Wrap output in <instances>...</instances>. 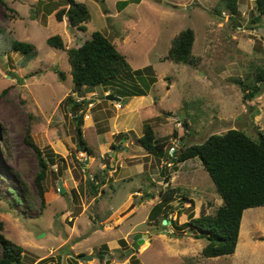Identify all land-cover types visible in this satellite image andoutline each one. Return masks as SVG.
Listing matches in <instances>:
<instances>
[{
    "label": "rangeland",
    "instance_id": "obj_1",
    "mask_svg": "<svg viewBox=\"0 0 264 264\" xmlns=\"http://www.w3.org/2000/svg\"><path fill=\"white\" fill-rule=\"evenodd\" d=\"M80 1L92 15L85 29L68 21L58 26L52 20L65 0H0V232L24 247L22 264H35L57 247L61 264L72 247L81 255L95 253L93 260H81L84 264H110L108 255L120 264L134 263L133 253L117 259L113 257L117 251L109 246L133 224H138L137 230L158 227L141 222L159 201L168 179L171 187L179 188L168 209L181 229L160 225L168 233L154 231L146 238L135 251L139 264H264V206L244 211L235 253L203 256L207 239L196 238L186 223L192 215L214 214L223 200L201 159L178 163L170 156L230 128L253 138H258L257 130L264 131V118H257L264 109V90L249 100L241 84L243 80L252 85L258 67H264V16L252 21L254 0H239L236 19L220 0H134L125 7L120 5L124 0ZM187 28L196 34L197 66L166 58L174 37ZM97 30L110 38L134 70L150 66L156 76L152 84L144 73L143 78L120 76L111 86L86 89V102L79 110L83 127L100 130V156L77 149L74 115L79 110L66 103L69 95L83 100L73 89L67 49L81 45ZM51 31L66 37L65 49L48 44ZM15 39L37 47V56L25 66L20 63L23 54L12 50ZM139 89L147 94L132 96ZM114 92L119 101L107 99ZM147 121L158 137H170L164 153L149 154L139 143ZM114 122L122 128L113 134ZM28 131L43 156L55 160L44 179L43 210L36 183L39 157L26 140ZM111 143L117 148L108 147ZM142 164L145 169L139 173L137 166ZM17 174L33 194L29 207L12 200L11 190L22 194ZM71 212L74 216L84 212L75 226L68 220ZM91 221L105 224L92 232ZM128 236L131 247L134 234ZM125 248L120 244L118 250ZM101 251L108 252L103 262L96 254Z\"/></svg>",
    "mask_w": 264,
    "mask_h": 264
},
{
    "label": "trees",
    "instance_id": "obj_2",
    "mask_svg": "<svg viewBox=\"0 0 264 264\" xmlns=\"http://www.w3.org/2000/svg\"><path fill=\"white\" fill-rule=\"evenodd\" d=\"M132 1L134 0H124L120 5L125 7ZM220 2L230 12L233 19H236L240 13L239 0H220ZM254 2L256 16L252 18V21L256 22L264 16V0H254ZM64 4L66 5L62 4V6L56 8L52 20L58 26L68 21L72 27L85 29V23L92 16L88 5L80 0H65ZM195 38L196 34L192 28L180 31L174 37L166 58L177 63L182 62L190 66H197L200 58L193 53ZM47 42L50 46L59 49H65L67 46L66 37L58 32L53 33L51 31L47 36ZM12 50L23 54L20 63L24 66L38 54L35 44L17 39L12 43ZM67 56L74 92H77L83 98V102L76 101L72 95L66 98V103L71 106L73 111L81 109L80 106H83V103L86 102V89L98 85L111 86L120 76L133 78L138 75L143 78V74L148 73L150 83L156 81L155 73H152V67L148 66L134 70L126 56L118 50L108 36L99 30L93 32L91 38L81 45L68 48ZM60 74L62 78H65L63 72ZM241 84L246 99L253 100L260 96L264 90V67H258L252 85L244 84L243 80H241ZM146 94L143 89H139L132 96ZM74 118L78 121L75 127L77 149L80 152L100 156V147L97 142L100 130H97L93 125L83 127L84 117L80 110L75 113ZM184 122L187 125V122ZM143 131L138 141L147 153L158 155L167 150L170 137H158L153 124L148 121L144 123ZM257 134L258 138H253L241 129L230 128L224 133L210 135L201 143H194L181 148L180 151L170 153L173 161L178 163L192 158L201 159L223 200V203L214 214L201 213L196 217L192 215L186 223L194 232L196 238L204 237L207 239L208 243L202 250L205 257H219L235 253L244 211L252 207L264 206V131L257 130ZM125 135L121 134L119 136L126 138ZM26 140L39 157L40 170L36 177V183L41 198L40 208L43 210L46 207L44 179L47 177L50 165L55 160L52 157L47 160L43 156L42 150L31 137L29 131ZM110 145L117 148L115 144L111 143L108 147ZM97 177L99 176L97 175ZM17 178L20 182L22 194H19L16 190H11L12 200L19 202L18 204L26 203L29 207L33 201L31 189L19 174H17ZM100 182L103 184L105 180ZM178 189V187H171L169 183L166 189L161 191L160 199L151 208L146 224L160 226L162 221L167 219L171 221V225L176 229H181L177 219L170 217L171 212L168 209L172 199L176 197ZM120 242L126 248L117 251L124 252V250L130 248L126 240L121 239ZM0 248L2 249L0 264H22L24 247L15 243L3 232H0ZM135 251L137 252V250ZM135 251L131 255V258L134 259L132 264H139V259L134 258ZM107 254L108 252L104 251L98 254L101 262L105 260ZM129 256L124 255L120 258L124 260ZM113 257L119 259L116 254ZM48 260L49 257L43 258L38 264L47 263ZM108 261L111 262V259Z\"/></svg>",
    "mask_w": 264,
    "mask_h": 264
},
{
    "label": "crops",
    "instance_id": "obj_3",
    "mask_svg": "<svg viewBox=\"0 0 264 264\" xmlns=\"http://www.w3.org/2000/svg\"><path fill=\"white\" fill-rule=\"evenodd\" d=\"M114 95L115 96H117L115 93H114ZM120 99H118V101H119ZM263 105H264V103H263ZM257 118H264V109H262V112L261 113H259V115L257 116ZM122 125H119V122L118 123H116V122H114L113 123V129L111 130V132L114 134L115 132H118V131H116V130H118V129H121L122 127H121ZM89 155H91V154H89ZM153 155V154H152ZM173 161V160H172ZM138 167V170H139V173H141V172H144V169H145V165L144 164H142V165H138L137 166ZM113 174H110V176H112ZM169 180V179H168ZM168 184L170 183V180L169 181H166ZM130 194H132V193H130ZM129 194V195H130ZM130 197V196H129ZM84 212H82L81 214H79V215H82ZM79 215H76V216H74V213L73 212H71V213H68V220H70V221H72L73 223V226H75V224H77V221H78V219H79ZM118 218V217H117ZM117 218H115V219H117ZM90 219L92 220L93 218L92 217H90ZM114 219V220H115ZM122 222H124V219L122 220ZM122 222H120V224H122ZM145 223L146 222V220H144V221H142L141 223ZM101 224H105L104 223V221H100V224H98L97 222H93V221H91L90 223H88V226L90 227V230L89 231H92V232H96V231H98V229H99V225H101ZM118 225V224H117ZM137 225L138 224H133V226H132V228H131V230H129L127 233H126V235H124L123 237H121L120 239H118V240H113V242H112V244L109 246V249H110V251H117L118 250V248H120V244L121 243H119V240L121 241V239H124V240H126V242L127 243H129V236L128 235H132V234H136V233H138V232H147V229H140V230H137L136 229V227H137ZM105 227V229H111L112 227V225L111 226H109V225H104ZM118 227V226H117ZM241 230H242V223H241V229H240V233H241ZM72 231H74V227L72 228ZM88 235V234H87ZM85 236V234H82V237H84ZM89 238V237H88ZM238 247V246H237ZM58 248H60V247H57V248H53L52 250H50V252L48 253V254H46V255H44L42 258H46L47 256L48 257H50V256H57V259L55 258L54 260H50L49 262H48V264H61V259L59 258V255L56 253V250L58 249ZM73 248V247H72ZM71 248V251L70 252H67V253H64L63 254V256H62V262L64 261V260H66V262H68V264H84V262H82L79 258H77L76 257V259H74V255H78V254H81L80 252H76V251H74L73 249ZM253 249H254V247H252L251 248V250L249 249V253H252V251H253ZM90 250H92V248L90 247ZM135 256H136V254H135ZM137 259H138V257H136ZM80 260V261H79ZM40 260H38L35 264H37L38 262H39ZM70 261V262H69ZM83 261H87V260H83ZM101 264V263H100ZM103 264H108L107 263V261H105ZM110 264H120V263H118V262H114V261H111L110 262ZM130 264H132V263H130Z\"/></svg>",
    "mask_w": 264,
    "mask_h": 264
},
{
    "label": "water",
    "instance_id": "obj_4",
    "mask_svg": "<svg viewBox=\"0 0 264 264\" xmlns=\"http://www.w3.org/2000/svg\"><path fill=\"white\" fill-rule=\"evenodd\" d=\"M102 3V6H103V9L105 10L106 9V5ZM107 99H115V100H118L120 99L119 97L115 96L114 94H108L107 95ZM63 185V182H60V186ZM62 191L64 192L65 191V188L62 189ZM167 223H170L171 224V221H168L167 219H164L163 220V226L166 225ZM154 231L156 232H161V233H165L167 234L168 233V230L166 229H162L161 227H155L147 232H138L136 234H134V237H133V244L132 246L127 249L126 251L124 252H116V255L118 256V258H120L119 256H129L131 255L132 253H134L135 250H139V247L141 244H143L145 241H146V238H148L150 235H152L154 233ZM172 235H176V236H181L182 233H175V232H171ZM95 254V253H94ZM94 254H89V255H80L78 258L80 260H91L93 257H94ZM96 254L98 255L99 253L96 252ZM108 258H111V255H108ZM62 264H68L66 262V260H64L62 262Z\"/></svg>",
    "mask_w": 264,
    "mask_h": 264
},
{
    "label": "flooded vegetation",
    "instance_id": "obj_5",
    "mask_svg": "<svg viewBox=\"0 0 264 264\" xmlns=\"http://www.w3.org/2000/svg\"><path fill=\"white\" fill-rule=\"evenodd\" d=\"M81 254H78L77 256L74 255V259H76V257L78 258ZM95 257H93L91 260H93ZM108 259H111V258H108Z\"/></svg>",
    "mask_w": 264,
    "mask_h": 264
},
{
    "label": "built area",
    "instance_id": "obj_6",
    "mask_svg": "<svg viewBox=\"0 0 264 264\" xmlns=\"http://www.w3.org/2000/svg\"><path fill=\"white\" fill-rule=\"evenodd\" d=\"M118 106H121V104H119ZM82 155L84 154V153H81Z\"/></svg>",
    "mask_w": 264,
    "mask_h": 264
}]
</instances>
